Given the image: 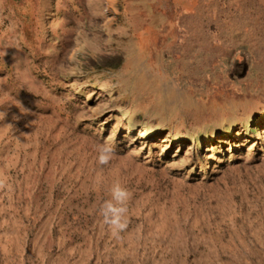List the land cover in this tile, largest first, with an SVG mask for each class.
<instances>
[{"label":"rangeland","instance_id":"obj_1","mask_svg":"<svg viewBox=\"0 0 264 264\" xmlns=\"http://www.w3.org/2000/svg\"><path fill=\"white\" fill-rule=\"evenodd\" d=\"M0 264H264V0H0Z\"/></svg>","mask_w":264,"mask_h":264}]
</instances>
